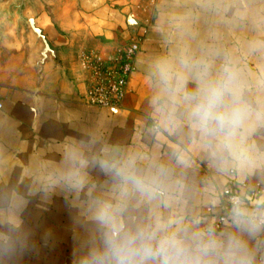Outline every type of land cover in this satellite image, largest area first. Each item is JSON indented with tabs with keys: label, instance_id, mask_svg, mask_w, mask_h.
Instances as JSON below:
<instances>
[{
	"label": "crops",
	"instance_id": "crops-1",
	"mask_svg": "<svg viewBox=\"0 0 264 264\" xmlns=\"http://www.w3.org/2000/svg\"><path fill=\"white\" fill-rule=\"evenodd\" d=\"M186 4L200 28L217 27L238 46L250 37L248 17L264 0H0V264H77L92 232L90 198L108 194L110 176L96 163L105 146L167 154L186 152L190 179L216 189L190 208L216 222L228 190L249 201L264 187V165L249 173L213 176L208 159L178 133L156 128L147 66L162 51L165 14ZM213 5L211 11L198 7ZM140 38L137 70L119 108L87 103L84 54L113 56ZM264 73V52L248 61ZM254 142L264 148V127ZM85 157L87 184L80 191L60 180L70 149Z\"/></svg>",
	"mask_w": 264,
	"mask_h": 264
},
{
	"label": "clouds",
	"instance_id": "clouds-1",
	"mask_svg": "<svg viewBox=\"0 0 264 264\" xmlns=\"http://www.w3.org/2000/svg\"><path fill=\"white\" fill-rule=\"evenodd\" d=\"M247 19L252 34L232 46L219 28L202 30L190 6L172 5L162 51L146 70L155 127L198 147L213 176L264 165V148L253 139L264 127V73L254 76L248 67L254 53L264 52V8ZM95 163L111 187L88 202L93 228L77 264H264V199L234 195L223 222L191 210L194 200L216 189L190 179L186 152L105 146ZM84 169V154L70 149L60 180L80 191Z\"/></svg>",
	"mask_w": 264,
	"mask_h": 264
},
{
	"label": "built area",
	"instance_id": "built-area-1",
	"mask_svg": "<svg viewBox=\"0 0 264 264\" xmlns=\"http://www.w3.org/2000/svg\"><path fill=\"white\" fill-rule=\"evenodd\" d=\"M140 48V38L133 37L129 44L118 49L111 57L103 58L96 51L81 56V64L89 76L88 104L101 108H119L123 105L131 77L137 70ZM234 195L243 194L235 189L228 190L222 214L217 221H224L228 203ZM251 196L264 199V187L257 189Z\"/></svg>",
	"mask_w": 264,
	"mask_h": 264
}]
</instances>
